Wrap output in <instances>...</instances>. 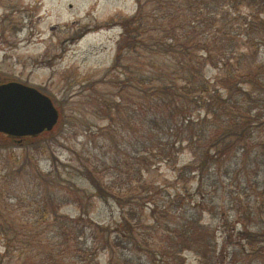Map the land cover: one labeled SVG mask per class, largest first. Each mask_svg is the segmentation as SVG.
Listing matches in <instances>:
<instances>
[{"label":"rangeland","instance_id":"1","mask_svg":"<svg viewBox=\"0 0 264 264\" xmlns=\"http://www.w3.org/2000/svg\"><path fill=\"white\" fill-rule=\"evenodd\" d=\"M196 1L0 0V84L35 87L60 112L58 125L36 138L0 134V264H264V156L234 179L236 190L249 184L241 203L254 215L252 235L241 237V216L221 214V198L200 210L193 190L175 211V194H186L177 177L192 160L186 146L173 161L156 158L158 149L148 154L144 149L149 85L139 79L154 77L156 85H164L178 72L174 52L187 49L191 64L207 58L205 51L188 48L198 42H189V32L178 30V38L173 32L177 15L191 29ZM205 1L211 11L218 2ZM234 3L236 8H223L230 17L219 16L221 22H213L205 8L202 30L232 32L235 52L227 57L252 61L250 39L264 37V27L247 38L240 26L248 13L264 7ZM165 39L178 43L177 50L164 52ZM227 43L217 42L214 54ZM255 56L257 63L264 61V46ZM200 61L212 81L221 75L211 61ZM215 86L224 95V85ZM254 141L260 152L264 134ZM95 169L123 200L98 195ZM226 219L235 224L232 239ZM130 223L135 229L125 244L119 235ZM109 235L112 244L119 242L103 248Z\"/></svg>","mask_w":264,"mask_h":264},{"label":"trees","instance_id":"2","mask_svg":"<svg viewBox=\"0 0 264 264\" xmlns=\"http://www.w3.org/2000/svg\"><path fill=\"white\" fill-rule=\"evenodd\" d=\"M230 1L218 0L216 4H213L214 9L211 11L209 3L206 4L205 0H197L195 5H192L194 17L190 23L191 29L187 27L188 19L180 18L176 14L180 22L176 24L174 31L172 29L175 37L178 38V30L184 32L185 35L189 32V42H192L193 39L198 42L188 48L205 51L207 58H196L191 64L185 54L187 49L185 50L182 46V51L185 50L183 54L174 52L172 55L178 72L175 71V75L167 77L164 85H156L154 77H145L143 80L139 79L138 82L143 86L149 85V89H147L149 94L148 109L145 112L149 120V131L147 130L149 141L144 146L147 154L149 151L153 152L158 149L159 156L156 158L164 156L167 161H173L177 159L178 153L185 146L192 154V160L182 166L177 177V181L184 185L183 189L188 195L181 192L175 194L172 202L175 211L178 207L185 206V200L191 197L193 190V195L195 194L199 198L194 206L200 210H203L204 207L207 209L214 203V200L221 198L223 200L220 209L221 214L226 215L229 212L228 215H230L232 211H235L241 216L238 217V223L243 225L239 235L250 237L252 235L250 227H254L252 224L254 223L252 221L254 215L250 206L241 203L240 196L248 190L249 184L241 191L236 190L234 179L243 172L241 169L243 166H248L249 163L258 165L259 160L264 156V143H261L260 152L253 149L254 146L258 145L254 140L261 138L264 134V61L257 63L255 56L259 49L264 46V37L257 40L250 39L254 46V55L251 57L254 60L244 62L243 57L245 55H239L238 61L233 62L231 58L227 57V55L233 56L235 52L234 45L230 44L232 32L223 29V27L208 32L202 30V27L206 21L204 20L205 8L208 9V15H213V22H221L222 20H217L221 15L226 21L230 15L223 8L226 5L228 9L237 6L235 3L230 5ZM244 1L252 8L264 7V0ZM181 2L184 3V1ZM254 10L256 11H251L246 15V20L244 19L240 26L247 38H251L254 30L264 27V20H261L264 10ZM253 21H257V24H254ZM220 33H223V38ZM223 40L224 43L226 41L228 43L225 44L224 49L220 48L222 52L217 56L214 54L216 43L219 41L222 43ZM163 44L167 46V49L164 50L167 53H172L171 49L177 50L176 47L179 46L178 43H171L168 39H165ZM200 60L211 61L213 68L220 69L221 75L212 81L204 73L207 66L206 62L201 63ZM245 66L251 72L247 71ZM219 83L224 85L222 91L224 95L215 86ZM144 91L143 88L142 92ZM160 110L163 114H160ZM202 111H204L203 116H201ZM196 113L200 114L199 117H195ZM160 131L166 137H160ZM160 162H162L161 159ZM148 163L149 166L152 165L149 160ZM94 173L98 175L95 189L100 197L123 200L120 199V196L114 195L116 192L114 188L100 179L104 176L99 178V174H102L101 171L95 169ZM128 182L132 183L130 179ZM192 183L195 184L193 187ZM39 211L44 215L45 212ZM130 212L132 213V210ZM225 224L231 233L229 238L232 239L235 224L231 223L230 226L229 219L225 220ZM133 229L135 227L131 223L128 224L126 232L123 230L119 235H122L120 242L129 244L132 241L131 230ZM109 231L107 230L106 233H110ZM259 232L256 231L255 234ZM83 237L84 232L82 233V240L86 243V239ZM110 237V235L106 236L102 243H105L103 248L111 246ZM96 242L94 237L93 243L96 244ZM117 242L114 239L112 245L115 246Z\"/></svg>","mask_w":264,"mask_h":264},{"label":"water","instance_id":"3","mask_svg":"<svg viewBox=\"0 0 264 264\" xmlns=\"http://www.w3.org/2000/svg\"><path fill=\"white\" fill-rule=\"evenodd\" d=\"M59 119L53 100L36 88L19 82L0 84V134L36 138L52 131Z\"/></svg>","mask_w":264,"mask_h":264},{"label":"flooded vegetation","instance_id":"4","mask_svg":"<svg viewBox=\"0 0 264 264\" xmlns=\"http://www.w3.org/2000/svg\"><path fill=\"white\" fill-rule=\"evenodd\" d=\"M45 94V93H44Z\"/></svg>","mask_w":264,"mask_h":264}]
</instances>
